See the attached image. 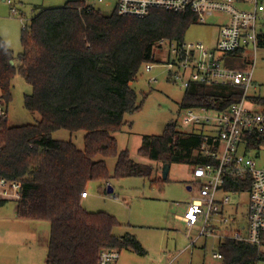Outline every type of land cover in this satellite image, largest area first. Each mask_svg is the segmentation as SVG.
I'll use <instances>...</instances> for the list:
<instances>
[{
    "label": "trees",
    "instance_id": "obj_1",
    "mask_svg": "<svg viewBox=\"0 0 264 264\" xmlns=\"http://www.w3.org/2000/svg\"><path fill=\"white\" fill-rule=\"evenodd\" d=\"M196 23L192 13L167 11H154L144 19L121 17L116 11L106 16L85 0H76L62 8L38 9L23 31V51L16 59L0 36V101L6 106L12 102L13 81L19 74L32 88L24 98L25 109L41 117L34 125H3L0 177L21 184L19 219L50 224L46 264H98L105 248L146 254L134 236L115 235L121 227L116 217L86 211L82 194L92 182H99L107 194L111 179H151L153 166L137 163L128 150L118 153L116 136L124 126L132 127L126 115L142 109L144 100L133 85L145 65L159 62L156 45L162 40L184 42ZM260 42L264 47V36ZM184 93L182 109L221 111L243 95L238 87L203 84H192ZM252 101L264 105V99ZM61 130L71 135L84 132V149L72 140H55L53 134ZM248 141L247 151L258 153L264 146L263 135ZM202 144L201 132H184L172 122L160 136H144L138 154L162 166L216 164L203 154ZM110 157L117 158L113 177L105 160ZM250 188V177L230 179L225 191L249 193ZM218 250L220 264L264 262L258 247L233 240L221 241Z\"/></svg>",
    "mask_w": 264,
    "mask_h": 264
},
{
    "label": "rangeland",
    "instance_id": "obj_2",
    "mask_svg": "<svg viewBox=\"0 0 264 264\" xmlns=\"http://www.w3.org/2000/svg\"><path fill=\"white\" fill-rule=\"evenodd\" d=\"M10 1L20 14L12 15L9 6L0 0V34L16 59L23 51L21 37L24 28H29L32 18L38 14L33 8H62L69 0ZM109 1L112 6H100L106 16L114 12L116 2V0ZM225 19L224 16H217L211 18L207 24L197 22L187 31L185 42H201L206 47L215 49L219 29ZM260 30L264 33V22ZM158 45L155 55L158 61H162L164 55L156 51ZM228 62L240 70L253 69V87L249 96L264 99V47L260 45L256 54L253 49L248 48L244 53L228 57ZM153 76L156 82L151 84L150 79ZM13 86L12 102L7 106V125L17 127L37 124L41 119L40 115L27 111L24 106L25 96L32 93L31 86L19 74L15 76ZM133 88L139 100H144V103L139 112L126 115L125 121L131 123L132 127L128 124L121 133L117 134L118 153L128 150L131 158L137 163L154 165V162L138 154L144 136H160L166 125L172 122H176L184 132L193 130L200 133L201 125L188 128L182 125L181 115L184 112L181 102L185 93L177 83L168 80V72L165 68L156 67L148 73L143 67ZM246 106L251 107L249 103ZM84 136L85 133L82 131L71 135L68 131L61 130L53 134L55 140H72L79 149H84ZM102 159V157L97 158V160ZM105 160L109 175L113 177L117 158L110 157ZM257 162L259 167L264 168V148L260 156H257ZM161 167L162 165L158 164L157 180L162 179L159 170ZM153 168L157 170L156 167ZM191 169L187 164L173 165L168 181L162 186L150 185V181L143 178L111 179L109 185L114 189L111 195L102 193L99 182H92L87 186L86 192L89 198L82 201V206L88 211H103L115 216L122 224L117 236L127 233L134 235L148 252L147 257L138 258L125 250L121 253L120 264H220L213 259V253L217 251V241L200 237L201 225L190 229L176 218V214L184 216L186 204L191 203L196 190L193 185L194 191H188V181L185 182L190 177ZM113 195L118 196L119 199H112ZM225 196H229L231 204L224 209V214L236 220L233 229H238L239 225L246 223L249 193ZM221 197L222 195L219 194V199ZM16 208L15 202H5L0 206V264H45L44 241L40 240L37 243L33 239L30 233L36 231L29 225L36 224L27 223L47 222L17 220ZM191 241L196 242L195 246L186 251Z\"/></svg>",
    "mask_w": 264,
    "mask_h": 264
},
{
    "label": "built area",
    "instance_id": "obj_3",
    "mask_svg": "<svg viewBox=\"0 0 264 264\" xmlns=\"http://www.w3.org/2000/svg\"><path fill=\"white\" fill-rule=\"evenodd\" d=\"M109 2L85 0L91 8L110 7ZM114 11L121 17L135 19H144L154 11L192 13L200 24H207L217 16L228 18V22H223L219 29L215 49L201 42L162 40L156 51L164 55V60L147 64L144 68L148 73L156 67L165 68L168 80L177 83L184 91L192 84L234 86L243 91L241 100L225 111L205 107L183 109L182 125L187 128L201 125L202 152L217 163L194 168L198 198L187 206L182 220L190 229L201 225L200 237L233 240L258 247L264 253V168L258 166L254 151H247L249 138L256 134L264 136V108L259 109L253 101L248 102L253 87V69L240 70L228 65L230 56L244 53L248 48L255 54L259 50L264 36L258 26L264 20V0H116ZM11 13L17 14V10L12 8ZM154 82L155 76L150 79L151 84ZM248 103L250 108L246 106ZM7 120V106L0 102V150L3 125ZM249 177L247 226L246 233L242 234L233 231L231 217L224 216V209L231 204L229 196L225 195L238 193L226 192L225 187L230 179L245 180ZM20 193V183L0 177V201L18 200ZM87 195V192L82 194V198ZM112 199L119 198L113 195ZM195 243L191 241L188 249L194 248ZM120 257V250L105 248L99 254L98 264H117ZM213 258L221 260L222 255L214 253Z\"/></svg>",
    "mask_w": 264,
    "mask_h": 264
},
{
    "label": "crops",
    "instance_id": "obj_4",
    "mask_svg": "<svg viewBox=\"0 0 264 264\" xmlns=\"http://www.w3.org/2000/svg\"><path fill=\"white\" fill-rule=\"evenodd\" d=\"M69 1H72V0H69ZM69 1H67V2H69ZM1 2L2 3H5L7 6H9V8H10V12H11V9L12 8H15L16 10H17V14L19 13L20 14V11L14 6V4L10 1V0H1ZM8 2H11V4H8ZM66 2V3H67ZM110 3V5L112 6V3L111 2H109ZM116 3V2H115ZM115 5V4H114ZM107 7V6H106ZM50 8H53V7H50ZM50 8H39V7H34L33 8V10H34V12L36 11H38V9H50ZM96 9H98V10H101L100 9V6H98ZM35 12V13H36ZM17 14H12V15H17ZM225 17V16H224ZM34 18V17H33ZM32 18V19H33ZM32 21V20H31ZM228 22V18H226L225 19V23H227ZM263 22H264V20L263 21H261L260 23H259V31H260V33H262L263 34V31L262 30H260V28H261V26H262V24H263ZM222 24V23H221ZM25 29V28H24ZM0 36H1V34H0ZM2 37V36H1ZM3 38V37H2ZM3 40H4V38H3ZM5 41V40H4ZM5 43H6V41H5ZM7 45V44H6ZM8 47V46H7ZM9 48V47H8ZM10 49V48H9ZM11 50V49H10ZM12 51V50H11ZM14 65H16V62H14ZM185 92V91H184ZM251 92V91H250ZM0 97H1V90H0ZM249 101L250 102H252V97H250L249 96ZM0 102H2V101H0ZM253 103V102H252ZM255 104L254 105H258L259 106V109H261V108H264V105H261L260 103H258V102H254ZM202 136V135H201ZM203 138V137H202ZM118 142V141H117ZM202 146H203V144H202ZM264 148V146H262V149ZM202 149V148H201ZM260 153H261V151L260 152H258V153H256V152H254V155H255V157H257V156H260ZM141 164V163H140ZM173 165H180V164H173ZM173 165H170V169H169V173H168V178H169V174H170V172H171V168H172V166ZM151 166H154V167H156L157 168V166H158V164H156V163H154V165H151ZM163 168H164V166H162L159 170L161 171V178H162V180H164L163 179ZM192 169H191V174H190V177L185 181L186 183H187V181H188V191H190V192H193L194 191V187H193V185L195 186V188H196V190H195V193H194V195H193V197H192V199H191V202L194 200V199H196V198H198V184H197V182H196V180H194V178H193V170H194V168L193 167H191ZM158 171V168H157V170H154L153 171V173H152V176H151V179L149 180L150 181V185H153V184H151L152 183V181H155V180H157V175H156V172ZM168 178L166 179V181H168ZM113 189L111 186L109 187V189ZM108 189V190H109ZM113 193H114V189H113ZM112 193V194H113ZM107 194H108V192H107ZM109 195H111V194H109ZM222 196H223V193L221 194ZM89 198V194L87 195V197L86 198H82L81 199V205H82V201H85V200H87ZM119 198V197H118ZM20 199V198H19ZM18 199V200H19ZM18 200H3V201H6V202H15V203H17L18 202ZM1 202V201H0ZM190 203H187L186 204V208H187V206L189 205ZM83 207V206H82ZM84 208V207H83ZM17 209V208H16ZM85 209V208H84ZM86 211H88L87 209H85ZM88 212H90V213H98V212H103V211H88ZM224 212V211H223ZM104 213H106V212H104ZM183 213V212H182ZM108 214V213H107ZM109 215H111V214H109ZM182 214H176V218L178 219V221L181 223V224H183V225H185L186 227H188L187 225H186V223L182 220V217L183 216H181ZM17 216V215H16ZM111 216H113V215H111ZM224 216H225V214H224ZM115 217V216H114ZM227 217H230V216H227ZM16 219L18 220L19 218L18 217H16ZM232 219V224H231V227H232V229H233V226H234V224H236V220L235 219H233V218H231ZM21 220V219H20ZM120 222V221H119ZM27 224H36V225H29L30 226V228L31 229H34L36 232L35 233H30L31 234V236L33 237V239L38 243L40 240H43L44 241V245H45V247H44V250H45V255H44V259H45V264H46V256H47V249H48V243H49V237H50V224L49 223H27ZM120 224H121V222H120ZM121 226H122V224H121ZM246 226H247V217H246V223L244 224V225H239L238 226V229H233V230H235V231H238V232H240V233H242V234H245L246 233V230H245V228H246ZM121 228V227H120ZM120 228H118V229H116L115 230V235L117 236V232H118V230H120ZM195 228H197V227H194V228H191V229H195ZM37 231H39V232H37ZM220 231H227V230H220ZM125 235H131V234H129V233H127V234H125ZM125 235H123V236H117V237H119V238H121V237H124ZM131 236H134V235H131ZM135 237V236H134ZM136 238V237H135ZM212 239H214V238H212ZM214 240H216L217 241V251H215L214 253H219L220 254V252H219V250H218V246H219V243L221 242V240H219V239H214ZM236 242V241H235ZM238 243V242H237ZM140 244H141V242H140ZM242 244V243H241ZM142 245V244H141ZM142 247L144 248V246L142 245ZM144 250H145V252H146V254L144 255V256H140V255H138V254H136L135 252H133V251H131V250H126V251H128V252H131L132 254H134L136 257H138V258H145V257H147V255H148V252H147V250L144 248ZM187 250H190V249H186V251ZM123 251H125V250H123ZM122 251V252H123ZM185 251V252H186ZM121 252V253H122ZM214 253H213V255H214ZM121 258V257H120ZM214 259V258H213ZM214 260H217V261H219L220 263H221V260L220 259H214ZM119 261H120V259H119ZM118 261V263L117 264H120V262ZM122 264V263H121Z\"/></svg>",
    "mask_w": 264,
    "mask_h": 264
},
{
    "label": "water",
    "instance_id": "obj_5",
    "mask_svg": "<svg viewBox=\"0 0 264 264\" xmlns=\"http://www.w3.org/2000/svg\"><path fill=\"white\" fill-rule=\"evenodd\" d=\"M11 65L14 66V61L11 62ZM170 165H165L163 168V179L166 180L168 178V173H169ZM113 189L108 190V194H112Z\"/></svg>",
    "mask_w": 264,
    "mask_h": 264
}]
</instances>
